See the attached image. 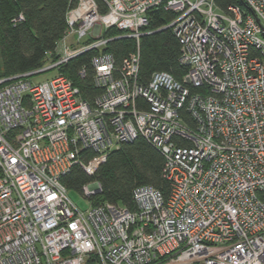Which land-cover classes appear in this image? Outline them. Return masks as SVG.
Segmentation results:
<instances>
[{
	"label": "built area",
	"instance_id": "2783aa9c",
	"mask_svg": "<svg viewBox=\"0 0 264 264\" xmlns=\"http://www.w3.org/2000/svg\"><path fill=\"white\" fill-rule=\"evenodd\" d=\"M243 1L222 12L216 0H71L48 63L0 78V264H264V0ZM159 10L176 15L159 31L173 32L188 71L141 84L139 42ZM121 39L138 50L118 68L104 50ZM96 51L93 102L60 72L31 81ZM140 137L164 157L169 196L142 186L134 210L81 212L63 179L74 166L93 175ZM101 192L83 188L90 202Z\"/></svg>",
	"mask_w": 264,
	"mask_h": 264
},
{
	"label": "trees",
	"instance_id": "16d2710c",
	"mask_svg": "<svg viewBox=\"0 0 264 264\" xmlns=\"http://www.w3.org/2000/svg\"><path fill=\"white\" fill-rule=\"evenodd\" d=\"M218 8L227 12L231 6L248 10L243 0H216ZM75 6L71 0H0V78L38 70L48 63L47 53H53L68 30L67 16ZM23 15L22 21H17ZM148 31L154 34L140 39L141 84H148L155 73L166 72L182 80L187 68L180 63V45L170 29L159 31L172 22L176 15L164 10L149 12ZM121 32L112 29L108 36ZM138 50L133 39L115 40L104 50L111 54L116 66L121 68L124 60ZM98 51L90 52L71 61L59 72L71 79L80 88L83 98L93 102L101 94L94 83L92 58ZM55 60V59H53ZM87 67L88 75L81 79L79 71ZM183 121L191 127L195 122L187 112ZM182 144H188L187 142ZM97 157L85 152L82 159L89 164ZM164 157L159 150L143 138L123 143L119 149L110 151L106 160L90 175L82 167L74 166L63 184L70 191L83 195V188L97 181L101 194L91 200L93 206L101 203L117 204L134 210V191L142 186H151L167 198L170 183L164 178Z\"/></svg>",
	"mask_w": 264,
	"mask_h": 264
},
{
	"label": "rangeland",
	"instance_id": "374dc122",
	"mask_svg": "<svg viewBox=\"0 0 264 264\" xmlns=\"http://www.w3.org/2000/svg\"><path fill=\"white\" fill-rule=\"evenodd\" d=\"M74 38L70 39V42L73 41ZM84 42V41H82ZM59 75L58 70H51L48 72H45L43 74H40L38 76H35L31 79L33 84H40L43 82H46L48 80H51ZM69 198L73 202V204L81 211V212H87L91 208V202L87 198H85L82 194L70 190L69 193Z\"/></svg>",
	"mask_w": 264,
	"mask_h": 264
}]
</instances>
